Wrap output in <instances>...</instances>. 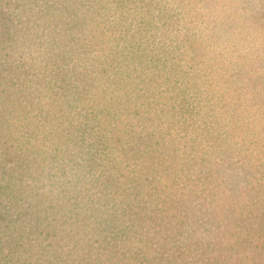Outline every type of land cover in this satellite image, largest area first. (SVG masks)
I'll return each mask as SVG.
<instances>
[{
    "label": "trees",
    "instance_id": "obj_1",
    "mask_svg": "<svg viewBox=\"0 0 264 264\" xmlns=\"http://www.w3.org/2000/svg\"><path fill=\"white\" fill-rule=\"evenodd\" d=\"M178 21L0 0V264H264V55L218 67Z\"/></svg>",
    "mask_w": 264,
    "mask_h": 264
},
{
    "label": "clouds",
    "instance_id": "obj_2",
    "mask_svg": "<svg viewBox=\"0 0 264 264\" xmlns=\"http://www.w3.org/2000/svg\"><path fill=\"white\" fill-rule=\"evenodd\" d=\"M161 6L178 14L180 38L190 34L202 47L208 60L218 67L232 69L240 64H252L258 55H264V31L246 24L243 13L238 11L236 0H160ZM207 5V7L205 6ZM225 20L235 27L224 30ZM213 26L217 32L213 35ZM39 58L41 52L34 47L24 49ZM245 57L246 60L238 59ZM27 58V56L25 57Z\"/></svg>",
    "mask_w": 264,
    "mask_h": 264
}]
</instances>
